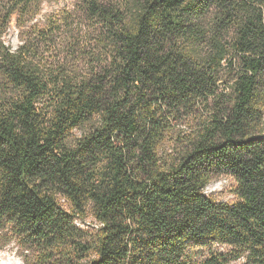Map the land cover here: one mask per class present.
<instances>
[{
  "label": "trees",
  "instance_id": "obj_1",
  "mask_svg": "<svg viewBox=\"0 0 264 264\" xmlns=\"http://www.w3.org/2000/svg\"><path fill=\"white\" fill-rule=\"evenodd\" d=\"M47 1L0 0V250L264 264V0Z\"/></svg>",
  "mask_w": 264,
  "mask_h": 264
},
{
  "label": "rangeland",
  "instance_id": "obj_2",
  "mask_svg": "<svg viewBox=\"0 0 264 264\" xmlns=\"http://www.w3.org/2000/svg\"><path fill=\"white\" fill-rule=\"evenodd\" d=\"M69 3L70 0H48L43 6L42 16L39 17V21L44 22L45 17L55 16ZM5 42L13 50H17L21 45L15 23L12 24L6 35ZM74 134L75 136H79L81 132L76 131ZM234 189V179L228 176H221L212 181L207 187L205 194L219 202L233 203L236 201V196L233 192ZM86 224L94 226L96 222L92 218H88ZM17 250L15 245H10L5 250H0V264H23L21 258L17 254Z\"/></svg>",
  "mask_w": 264,
  "mask_h": 264
}]
</instances>
